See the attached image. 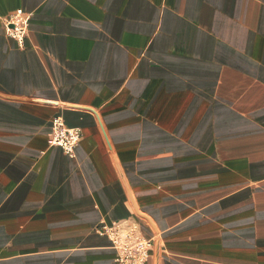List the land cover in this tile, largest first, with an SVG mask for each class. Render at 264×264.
Wrapping results in <instances>:
<instances>
[{
  "label": "crops",
  "instance_id": "0c3cea01",
  "mask_svg": "<svg viewBox=\"0 0 264 264\" xmlns=\"http://www.w3.org/2000/svg\"><path fill=\"white\" fill-rule=\"evenodd\" d=\"M123 218L145 264H264V0H0V264H118Z\"/></svg>",
  "mask_w": 264,
  "mask_h": 264
},
{
  "label": "built area",
  "instance_id": "2783aa9c",
  "mask_svg": "<svg viewBox=\"0 0 264 264\" xmlns=\"http://www.w3.org/2000/svg\"><path fill=\"white\" fill-rule=\"evenodd\" d=\"M4 29L18 46L24 45L26 33V16L21 8L14 10L8 18L4 19ZM81 138L78 128L66 127L59 116L52 119V127L47 135V143L60 147L66 154L72 155L74 147ZM96 233L105 236L113 250L114 260L118 264H145L151 240L144 237L137 222L131 218L114 220L110 223H102L96 227Z\"/></svg>",
  "mask_w": 264,
  "mask_h": 264
}]
</instances>
